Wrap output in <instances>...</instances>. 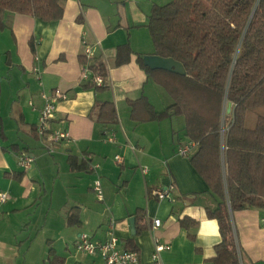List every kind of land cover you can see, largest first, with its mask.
<instances>
[{"label":"crops","instance_id":"crops-1","mask_svg":"<svg viewBox=\"0 0 264 264\" xmlns=\"http://www.w3.org/2000/svg\"><path fill=\"white\" fill-rule=\"evenodd\" d=\"M63 3L64 16L57 22L8 12L7 26L0 30L1 40H11L9 47L0 43L8 68L0 67V192L9 196L0 203V264H106L99 256L78 253L76 243L81 233L105 240L112 217L119 248H134L141 264H152L153 236L171 246L162 253L164 264H207L221 233L215 219L219 236L209 238L210 247L197 236L202 222L213 219L207 209L218 206L191 161L197 146L181 155L180 147L190 142L184 123L177 134L169 123L174 116L136 121L129 104L147 96L161 111L172 103L137 60L140 54H155L146 24L153 6L162 4L159 0ZM85 39L95 58L107 59L111 86L105 92L84 87L80 57ZM126 44L131 58L118 64V47ZM56 90L67 98L57 104L51 131L41 138L36 128L45 106L42 92L52 95ZM106 100L115 102L118 121L105 126L97 121V106ZM58 130L68 131L71 140L53 142L52 133ZM112 135L115 141H108ZM22 153L34 157L27 170L19 164ZM96 164L100 166L94 169ZM142 166L148 167L146 174ZM98 178L104 201L93 190ZM160 191H169V197L159 198ZM72 213L78 223H69ZM142 214L146 226L140 224ZM155 218L161 219V226L153 233L149 224ZM185 218L190 221L182 225ZM232 220L243 264H264V209L235 211Z\"/></svg>","mask_w":264,"mask_h":264},{"label":"trees","instance_id":"trees-1","mask_svg":"<svg viewBox=\"0 0 264 264\" xmlns=\"http://www.w3.org/2000/svg\"><path fill=\"white\" fill-rule=\"evenodd\" d=\"M8 12L57 22L64 16V3L0 0V30L7 26ZM146 25L155 54L181 62L187 73L151 69L140 54L139 64L172 103L158 111L147 96L129 100L132 118L139 122L184 118L185 135L197 144L191 161L218 201L207 214L218 220L221 241L207 264H243L232 213L264 209V114L256 118L253 128L246 125L250 110L264 108V0H172L154 5ZM131 54L129 45L119 46L118 64L129 62ZM80 58L87 64L84 54ZM91 67L107 75L101 58H95ZM84 87L97 92L109 89L91 81ZM97 107L100 124L117 123L114 101H103ZM75 217L74 213L69 216L70 224L79 222ZM140 221L147 225L145 215ZM188 221L185 218L181 223Z\"/></svg>","mask_w":264,"mask_h":264},{"label":"built area","instance_id":"built-area-1","mask_svg":"<svg viewBox=\"0 0 264 264\" xmlns=\"http://www.w3.org/2000/svg\"><path fill=\"white\" fill-rule=\"evenodd\" d=\"M84 52L87 59V64L83 66L82 79L83 81L89 82L102 86L107 85L111 86L110 79L108 77V73L106 76L103 74L96 72L91 67V62L95 59L92 47L84 40ZM102 61L106 67V71H108V62L107 59L103 56ZM40 85H42L41 80ZM42 96L45 100V106L41 111V115L39 118V122L37 124V133L41 138H44L48 132L51 131V122L55 118V113L57 110V104L59 101L67 98L65 93L60 90H56L54 94L49 95L46 92H42ZM71 140V135L66 130H58L52 133V141L53 142H69ZM108 141H115L114 135L108 138ZM197 146L194 142H189L186 145H183L179 149V153L181 155H189L192 149ZM51 150V149H50ZM116 160L118 162L122 161L120 156H116ZM34 162V157L27 153H22L19 158V164L25 169H29ZM99 164L94 165V169L99 168ZM142 172L146 174L148 172L147 166L141 167ZM93 190L96 194V197L99 201L105 200L104 189L102 186L101 180L98 178L93 183ZM158 197L161 199L169 197V191L156 192ZM7 192H0V203H4L8 199ZM161 226V219L155 218L150 224V230L154 233L156 229ZM116 228V220L112 217L108 220V237L105 240H95L92 236L87 233H81L78 237L76 243V251L78 253L87 254L93 257L99 256L101 257L106 264H141L139 254L135 250H127L119 248V239L115 235ZM154 241V251L152 253V264H164L162 253L166 250H169L171 246L169 244L161 242V240L153 236Z\"/></svg>","mask_w":264,"mask_h":264},{"label":"rangeland","instance_id":"rangeland-1","mask_svg":"<svg viewBox=\"0 0 264 264\" xmlns=\"http://www.w3.org/2000/svg\"><path fill=\"white\" fill-rule=\"evenodd\" d=\"M171 1L172 0H159V3H161L162 5H164V4H167V3L171 2ZM10 41H11L10 39H6V38H4L2 40L0 39V43L2 45H4L5 47H9ZM13 58H16V55L15 54H14V57ZM6 60H7V55L6 54H3V55L0 54V67L2 68L3 71H6V70H4L5 68L8 69L6 67V65H7ZM169 99L172 102V99L170 97H169ZM260 114H264V108L263 107H259V108L250 110L248 112V115H247V121H246L247 127L253 128L255 126V124H256V118ZM171 121H172L171 127H173L176 130L177 134H179L180 129L183 126V123L185 124L184 118L182 116H174V118L171 119L169 123H171ZM168 128H170V125H168ZM44 151L47 154L48 153L50 154V152L48 151V149L47 150L44 149ZM28 178L31 179V177H28ZM40 179H44V178H40Z\"/></svg>","mask_w":264,"mask_h":264},{"label":"water","instance_id":"water-1","mask_svg":"<svg viewBox=\"0 0 264 264\" xmlns=\"http://www.w3.org/2000/svg\"><path fill=\"white\" fill-rule=\"evenodd\" d=\"M144 63L151 69H161L167 71H173L177 74L186 75V69L184 65L175 60L174 58H165L157 54L145 55ZM231 111V105L228 107V112ZM131 223H134V218H131Z\"/></svg>","mask_w":264,"mask_h":264},{"label":"clouds","instance_id":"clouds-1","mask_svg":"<svg viewBox=\"0 0 264 264\" xmlns=\"http://www.w3.org/2000/svg\"><path fill=\"white\" fill-rule=\"evenodd\" d=\"M197 236L198 239H203L206 243H208L210 247L211 242L209 238L219 236L218 222L215 219L205 220L204 222H202L201 230L199 231ZM206 256H207V252H206Z\"/></svg>","mask_w":264,"mask_h":264}]
</instances>
